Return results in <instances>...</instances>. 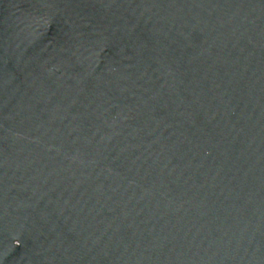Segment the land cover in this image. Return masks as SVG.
I'll return each mask as SVG.
<instances>
[{
  "label": "water",
  "instance_id": "obj_1",
  "mask_svg": "<svg viewBox=\"0 0 264 264\" xmlns=\"http://www.w3.org/2000/svg\"><path fill=\"white\" fill-rule=\"evenodd\" d=\"M0 264H264V0H0Z\"/></svg>",
  "mask_w": 264,
  "mask_h": 264
}]
</instances>
